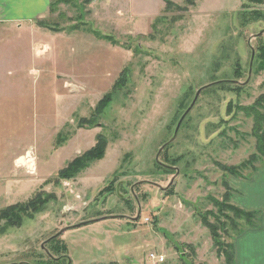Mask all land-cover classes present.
<instances>
[{"label": "rangeland", "instance_id": "1", "mask_svg": "<svg viewBox=\"0 0 264 264\" xmlns=\"http://www.w3.org/2000/svg\"><path fill=\"white\" fill-rule=\"evenodd\" d=\"M52 1L50 31L0 45V211L42 204L0 219V264H228L263 239L264 0Z\"/></svg>", "mask_w": 264, "mask_h": 264}, {"label": "crops", "instance_id": "2", "mask_svg": "<svg viewBox=\"0 0 264 264\" xmlns=\"http://www.w3.org/2000/svg\"><path fill=\"white\" fill-rule=\"evenodd\" d=\"M162 1L164 2V0ZM51 4L52 0H0V45L12 37L18 41L26 39L27 29L30 28L41 34H43V30L50 31L47 19L51 15ZM6 28H11L12 33L6 32ZM18 45L21 44L18 43ZM19 102L23 105L26 99L25 101L19 100ZM262 228L264 231V225L258 231ZM244 235L240 236L241 239L244 238ZM260 242H263L264 247V237L256 239L249 234L244 241H240L237 237L233 264H264V251L262 255V253L257 254L254 249V246ZM243 250H246V255L240 254L243 253Z\"/></svg>", "mask_w": 264, "mask_h": 264}, {"label": "trees", "instance_id": "3", "mask_svg": "<svg viewBox=\"0 0 264 264\" xmlns=\"http://www.w3.org/2000/svg\"><path fill=\"white\" fill-rule=\"evenodd\" d=\"M165 2L168 8L175 6L174 2L171 0H165ZM53 6L54 4L52 1L51 10ZM108 37L110 38V36ZM127 73H128L127 69L122 71L120 78L118 79L115 87L118 85L123 86L124 82L127 80V75H128ZM122 82L123 84H121ZM110 93L106 94L104 98L99 102L97 106L98 111L103 110L107 106V104L110 103L111 101ZM261 144L262 145H259V150H260V153L264 155V143L262 142ZM106 146H107V138L104 135H99L97 137L96 145L92 147L91 149H89L88 151H86L81 156L76 157L65 169H62V171L60 172V176L70 177L75 172H78L79 170H82L83 168H85L91 162L100 160L104 156ZM41 205L42 204L39 201H34L33 199L31 200V202H29L25 206L14 205V206L8 207L7 209L0 211V219H7L8 220L7 223L10 225H16V224L20 225L21 216L23 212L26 213L29 209L32 210V212H35L36 210L40 208ZM225 257H226V261L228 264H231L234 260V255L230 254L228 250L225 254Z\"/></svg>", "mask_w": 264, "mask_h": 264}, {"label": "built area", "instance_id": "4", "mask_svg": "<svg viewBox=\"0 0 264 264\" xmlns=\"http://www.w3.org/2000/svg\"><path fill=\"white\" fill-rule=\"evenodd\" d=\"M24 161L25 166L28 168V170L33 171L36 167L35 158L32 153L28 152L25 157L22 159ZM152 259L154 262L161 263L165 260L164 257H159L152 255Z\"/></svg>", "mask_w": 264, "mask_h": 264}]
</instances>
